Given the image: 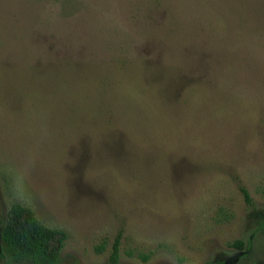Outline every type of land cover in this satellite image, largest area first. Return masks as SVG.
<instances>
[{
	"label": "rangeland",
	"instance_id": "374dc122",
	"mask_svg": "<svg viewBox=\"0 0 264 264\" xmlns=\"http://www.w3.org/2000/svg\"><path fill=\"white\" fill-rule=\"evenodd\" d=\"M16 171L61 264H264V0H0Z\"/></svg>",
	"mask_w": 264,
	"mask_h": 264
},
{
	"label": "trees",
	"instance_id": "16d2710c",
	"mask_svg": "<svg viewBox=\"0 0 264 264\" xmlns=\"http://www.w3.org/2000/svg\"><path fill=\"white\" fill-rule=\"evenodd\" d=\"M241 193L247 205H252L253 201L245 188H241ZM12 217H23L22 223L16 229L13 225ZM264 230V224L261 226ZM62 234L42 226L36 219L34 213L24 207L13 206L7 221L0 231L1 247L3 255H7L14 262L22 260H31L33 264H61V249L63 246V237L59 239L57 248L51 247V241L55 235ZM119 240H116L113 246V252L110 257L111 264H118L119 261ZM250 249V245L249 248ZM0 252V253H1Z\"/></svg>",
	"mask_w": 264,
	"mask_h": 264
},
{
	"label": "clouds",
	"instance_id": "9594fccd",
	"mask_svg": "<svg viewBox=\"0 0 264 264\" xmlns=\"http://www.w3.org/2000/svg\"><path fill=\"white\" fill-rule=\"evenodd\" d=\"M29 134L36 136L38 141H43L50 136V129L46 124H40L36 128H29ZM31 154H29V159L31 160ZM10 187L7 193V199L9 201V206H19V207H28V201L25 196V188L27 185V179L24 171H16L12 174L10 178ZM2 255V254H0ZM0 264H4L0 260Z\"/></svg>",
	"mask_w": 264,
	"mask_h": 264
}]
</instances>
